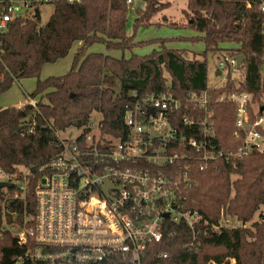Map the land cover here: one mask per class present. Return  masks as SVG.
Returning <instances> with one entry per match:
<instances>
[{
	"label": "trees",
	"instance_id": "trees-1",
	"mask_svg": "<svg viewBox=\"0 0 264 264\" xmlns=\"http://www.w3.org/2000/svg\"><path fill=\"white\" fill-rule=\"evenodd\" d=\"M170 6L166 0H144L131 20L128 0L59 1L45 23L40 11L10 22L2 36L0 96L16 81L33 77L36 87L29 96L37 98V104L0 106V180L4 177L7 182L0 191V264H49L30 258L31 241L19 244L5 223H11L14 214L17 223L35 214V188L44 174L39 167L59 152L51 127L60 132L82 128L98 114L102 134L120 137L126 131L125 107L135 92L166 91L183 99L204 89L213 97L247 91L260 108L259 115H264V12L256 1L188 0L180 26L168 18L154 22ZM163 23L197 31L199 36L178 39L202 41L203 57L167 47L168 38L136 40L139 29ZM75 43L80 45L69 71L42 78L43 66L66 57ZM96 43L108 53L90 51ZM152 43L159 47L149 54L133 51ZM220 49L244 55L240 66L244 79L237 85L229 74L221 87L211 89L207 53ZM126 51L130 56H125ZM110 52H121V56ZM215 122L213 145L218 151H235L242 141L234 135L233 104L219 102ZM27 170L26 198L21 199L19 184ZM188 195L203 221H208V231L198 234L200 249L188 252L182 247L186 237L170 225L161 248L171 255L160 264H205L212 257L232 255L237 264H264V149L252 150L235 162L226 156L208 161L205 170L195 173ZM225 219L240 225L226 224Z\"/></svg>",
	"mask_w": 264,
	"mask_h": 264
},
{
	"label": "built area",
	"instance_id": "built-area-1",
	"mask_svg": "<svg viewBox=\"0 0 264 264\" xmlns=\"http://www.w3.org/2000/svg\"><path fill=\"white\" fill-rule=\"evenodd\" d=\"M59 1L81 0H0V57L11 21ZM255 1L264 12V0ZM236 56L227 52L220 61L224 83L229 74L237 85L244 79ZM236 71L243 75L239 81L232 77ZM133 98L126 104V131L120 137L102 134L93 118L78 129L51 127L59 152L39 167L44 174L35 188V214L22 223L14 214L5 223L19 244L31 241L30 258L49 264H160L171 255L161 248L170 225L186 237L184 250L198 251V234L208 231V221L188 195L195 173L218 157L235 162L264 149V115L247 91L213 97L204 89L183 99L166 91L135 92ZM225 100L234 106V135L242 141L232 152L218 151L212 143L216 105ZM25 104L36 106L37 98L28 95L18 107ZM34 127L33 122L29 130ZM27 174L19 184L21 199L26 198ZM205 264H237V258L212 257Z\"/></svg>",
	"mask_w": 264,
	"mask_h": 264
},
{
	"label": "rangeland",
	"instance_id": "rangeland-1",
	"mask_svg": "<svg viewBox=\"0 0 264 264\" xmlns=\"http://www.w3.org/2000/svg\"><path fill=\"white\" fill-rule=\"evenodd\" d=\"M170 1L171 6L164 11H162L159 15H157L154 19L155 21L161 22V18L159 17L161 14H165L170 17L171 20L177 21L179 26L181 23L185 21V17L182 13L183 9L186 8L188 0H166ZM144 6V0H132L131 4V20L134 18V10L139 7ZM54 11V4H48L44 6L41 10V19L42 23H45L52 12ZM132 21L128 23L129 32H131ZM200 34L185 26L175 27L168 24H155L151 25L147 28H141L137 32L136 40H152V39H160V38H168L169 40L166 42V46L172 49H186L188 51V55H192L193 53L197 55V57L202 58L201 55L205 51V44L202 41L192 42L190 39H178L179 37H187L191 38L194 36H199ZM79 43H75L70 51V53L60 59L56 63H47L43 66L41 77L47 78L49 76H59L65 74L69 71L72 60L74 57V53L79 46ZM159 43H152L151 45H145L141 47L134 48V52L140 55H146L153 51V49H158ZM90 51H102L108 53L106 47L101 43L94 44ZM113 53V52H110ZM116 55L121 56V52L115 53ZM227 51L225 49H220L216 51H210L207 53V61H208V70H209V87L218 88L221 87L226 78V72L224 71L222 75H218L217 72L221 70L220 61L224 59ZM125 56H130V52L126 51ZM232 77L235 78L236 81L241 80L243 75L240 71H236L232 73ZM36 87V79L33 77L23 78L19 81H16L13 86L5 93L0 96V106L7 107L11 105H17L19 103L24 102L28 95L35 89ZM100 115L96 114L93 117V121L98 122V118ZM1 181H5L4 177H1ZM257 219V217H255ZM229 221V223L236 225H240L239 222ZM249 225V224H248Z\"/></svg>",
	"mask_w": 264,
	"mask_h": 264
},
{
	"label": "water",
	"instance_id": "water-1",
	"mask_svg": "<svg viewBox=\"0 0 264 264\" xmlns=\"http://www.w3.org/2000/svg\"><path fill=\"white\" fill-rule=\"evenodd\" d=\"M237 64L238 66H240L243 62H244V55L243 54H238L237 56ZM261 110H264V106L261 108ZM7 182L6 181H1L0 180V191L2 189V187L6 186ZM107 185L109 186V183L107 181ZM105 194L108 195V189H105Z\"/></svg>",
	"mask_w": 264,
	"mask_h": 264
},
{
	"label": "crops",
	"instance_id": "crops-1",
	"mask_svg": "<svg viewBox=\"0 0 264 264\" xmlns=\"http://www.w3.org/2000/svg\"><path fill=\"white\" fill-rule=\"evenodd\" d=\"M169 2H170V1H169ZM159 17H160V18H164V20H165L166 18L170 19V17L167 16V15H165V14H161ZM170 20H171V19H170ZM232 45H233V44H227L226 47H227V46H232ZM115 53H117V52H113L112 54H113V55H116ZM116 56H119V55H116ZM217 74L220 75V72L218 71ZM20 104H21V103H19V104H17V105H13V106H19ZM3 108H4V107H3Z\"/></svg>",
	"mask_w": 264,
	"mask_h": 264
}]
</instances>
